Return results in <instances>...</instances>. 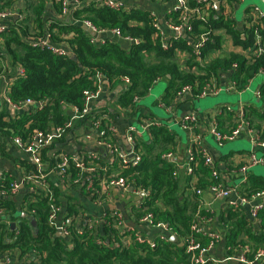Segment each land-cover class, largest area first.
Returning a JSON list of instances; mask_svg holds the SVG:
<instances>
[{"label":"trees","instance_id":"obj_1","mask_svg":"<svg viewBox=\"0 0 264 264\" xmlns=\"http://www.w3.org/2000/svg\"><path fill=\"white\" fill-rule=\"evenodd\" d=\"M191 7L198 6L196 0H188ZM86 5L73 12L75 20H89L99 28L121 29L124 35L132 36L138 42L125 48L120 43L105 40L101 44L92 43L91 35L80 23L69 21H56L50 26L42 20L43 5L34 9L37 33L34 36H43L44 30L52 33L51 41L57 42V35L53 33L57 27L60 33L74 32V37L69 39L72 55H59L52 49L40 48L29 44L26 39L32 37L26 31L25 25L14 24L5 34V50L0 51V74L3 72L2 60L9 61L10 68L23 69V74L13 80L7 92V96L13 102L31 98L42 102L40 108H34L21 115L5 119V112H0V135L2 137L21 136L27 140L32 137L35 130L48 131L54 126L61 125L69 119L65 106H83V92L86 89L96 90L98 74L109 79L110 83L128 77L130 84L128 89L119 96L118 108L122 111L134 108L137 105L135 97L143 98L157 80H164L166 88L161 100L171 103L177 91L182 86L198 82L202 88L210 79L211 73L219 74L220 70H228L232 64H238L234 73V79L243 88L251 79L260 75V69H264V56L250 61L244 53H229L223 57H214L202 67L204 75L187 72L175 58L176 48L185 45L183 41H177L169 50L161 47L156 30L151 26L149 12L139 7L129 9H113L110 7H98L95 1L86 0ZM59 10L60 6L58 5ZM28 21V20H27ZM27 25V24H26ZM194 33L200 34L206 31L225 28L235 44L244 48L252 44V32L247 29L245 37L238 30L235 21L229 17L215 14L207 20H193ZM28 26V25H27ZM222 46L220 37L214 36L203 49L205 58ZM16 75V71H14ZM264 75V74H263ZM260 106L251 105L247 114L250 126L262 130L264 124V81L260 87ZM106 109V113L115 117V110ZM93 114L88 117L92 120ZM145 117L158 118L162 124L151 126L148 130V138L140 136L138 146L142 150V160L137 167L124 170L123 175L134 180L136 186L150 190V195L143 198L140 208L133 207L137 218L145 214H152V222L168 224L170 231L177 236V241L171 239H156L155 247L148 244L123 245L122 238L130 235L118 234L111 225L89 229L83 228L81 234L72 228L70 238L58 235L48 219L49 197L44 190L36 189L31 199L26 204L27 217L21 218L18 228L1 221L0 215V252L18 250L20 257L26 259L31 254L35 255L38 264H191L190 256L186 252V237L190 232V226L195 212L199 207L198 195L192 191L191 176L175 174L178 171L177 152L182 145L181 136L173 130L169 123L159 118L154 113H148ZM173 119V118H171ZM174 120V119H173ZM108 120L103 123H108ZM84 120L79 122L82 125ZM109 135L112 138V133ZM50 146V145H49ZM47 146L43 155L46 156ZM175 152V159H165L164 153ZM197 165L195 172L199 176L195 185L196 189H205L211 183V169L204 165L202 155L195 151ZM30 170L36 167L28 164ZM117 166H115V169ZM110 169L102 175L111 174ZM73 175L76 170L71 169ZM247 184L241 186L242 193H251L258 189H264V176L250 173ZM13 178L0 181V188L9 187ZM188 190V191H187ZM57 203H60L59 193L54 189ZM187 191V193H186ZM10 196V194L8 193ZM10 197L0 196V209L4 214L12 215L15 205ZM73 207L67 209L68 215H77L78 211ZM203 213H206L204 210ZM264 212L261 211L260 231L253 230L252 221L246 214L236 207L227 209L222 216L225 225L226 248L229 255L243 253L247 259H252L260 251H264ZM112 220V217H110ZM180 239L184 244L180 245ZM207 244L206 238L201 240ZM120 243V247L114 244ZM207 264H213L209 262ZM231 264V263H222ZM264 264V262H263Z\"/></svg>","mask_w":264,"mask_h":264},{"label":"built area","instance_id":"obj_2","mask_svg":"<svg viewBox=\"0 0 264 264\" xmlns=\"http://www.w3.org/2000/svg\"><path fill=\"white\" fill-rule=\"evenodd\" d=\"M60 5L61 19H70L75 23L83 24L98 34H112L117 38L123 39L129 43L134 44L138 42L132 36L124 35L120 28H99L89 20H75L73 14L77 9H81L87 3L86 0H55ZM98 7H110L113 9H129V7L119 0H93ZM161 3H171L162 16L155 11L149 10V18L151 26L156 30L159 37L161 47L164 50H169L172 45L177 41H183L185 45L178 47L175 50V56L182 57L185 64L189 63L187 72L194 74L204 75L205 72L201 69L207 65L212 59L204 58L202 55L203 49L210 41H213L214 29L206 31L200 34L194 33V27L192 25L193 20H207L211 15H221L232 18V3L241 4L245 0H196L198 6L191 7L188 0H154ZM264 4V0H261ZM216 3H219L218 9H216ZM4 0H0V34L6 31L5 25H2V21L14 16L12 10L3 7ZM245 27L252 32V44L249 47H243L244 56L250 61H254L264 56V10L259 6L251 5L248 7L245 15ZM246 29V32H247ZM242 36L245 37V31H241ZM52 33L47 28L44 30L43 36H32L27 42L33 46L45 48L48 47L52 51L59 55H72L71 49H65L61 46L54 44L51 41ZM107 38L99 39L95 36L90 37L92 43H103ZM110 40V39H109ZM192 65V66H191ZM191 66V67H190ZM238 64L234 62L232 67L227 71L231 75L230 81L221 85L219 83L218 75L211 73L209 81L202 87H199L198 82L194 84H187L182 86L177 91L174 100L171 103H165L160 101V106L165 108L168 112L172 113V118L177 116V104L180 105L181 101L185 98L200 99L208 96H217L222 91L233 92L241 94L246 88L250 87V84L254 81L251 79L245 87H241L234 79V73L237 70ZM16 76L23 74V69L17 67ZM222 71V70H220ZM219 71V73H220ZM260 75L264 74V69H260ZM98 83L96 90L86 89L83 92V106L82 108L73 105L70 106L72 116L69 117L65 123L54 126L51 130L42 131L35 130L31 138L25 140L21 136H13L11 140L13 143L23 152L29 153L32 158V163L35 165V170H30L25 174L20 181L13 179L9 184V187L0 188L1 197H10L13 193L17 192L19 188L27 184L34 192L36 189L44 190L49 197V214L48 219L52 227L56 229L58 233L63 234L67 238H70L72 228L75 227L77 233L81 234L83 228L87 226L89 229L96 227L113 226L119 231L123 224L124 218L121 212L113 211L104 213L101 218H90L84 220V217H78L76 215L64 214L62 211L61 203H57L56 195L53 187L48 183V174L43 159V150L57 141L65 139L70 136L71 139L76 140L82 144H92L93 146L103 147L106 149L107 157L101 156L98 152L90 154H80L79 156L69 155L66 152H57L54 156V162L51 170L58 171L62 176L69 178L72 183L86 184V187L90 191V195L94 198L97 204L103 203L104 193L112 186L120 187L124 190H130L133 188V192L136 194L145 196L150 195V190H147L139 185L134 184V180H130L129 176L123 175L124 170H129L137 167L142 160V150L138 146V138L148 133L151 126H160L162 122L156 118L145 117L140 120L143 130H139L135 124H131L126 128L125 138L129 145L128 150L121 149L119 145L114 141V135L117 133V129L114 125V119L108 116L106 109L95 110L93 104L98 98L102 89V79L104 76L98 74ZM125 82L130 84L128 77L123 78ZM157 82V81H156ZM155 82V83H156ZM12 84V83H11ZM9 84L5 88L6 102L8 106L14 111H21L25 108H40L42 102H37L34 99L28 98L23 101L13 102L7 96V92L10 88ZM260 87L255 91L257 101H260L261 93ZM141 99V98H140ZM135 100H139L135 97ZM251 105L239 103L235 109L230 104H224L216 110L209 113L210 127L208 134L212 136L215 143L219 146H224L226 143L237 140L243 132H245L255 148L264 150V127L262 130L250 126L247 118V114ZM69 107V106H68ZM132 109V108H129ZM230 114L233 120V125L226 130L220 128L218 117L222 114ZM93 114L92 120L88 117ZM89 123L87 127V133L78 135L75 132L76 125L83 121ZM108 120V123L103 121ZM199 115L196 112H191L182 117L179 121L181 127L187 132V141L184 144L185 155L184 162L181 163L180 168L188 176H191V184L194 186V191L198 196H201L204 191L210 192L215 198L225 201L229 208L239 206L240 204L250 206L251 219L256 220L260 212L264 210V189H258L251 193H242L239 185L227 186L224 184V179L221 176L220 169L215 162L214 156L207 150L205 146L206 136L199 132ZM79 125V124H78ZM112 133V138L109 133ZM182 146V145H181ZM195 151L202 155L204 165L211 169V183L207 185L205 189H196V172L194 164L197 165V159ZM165 159H175V152H167L162 155ZM243 167L242 172L250 169L251 167L262 164L264 165V154L258 156L256 151H252L247 155L240 157ZM115 166L117 168L115 169ZM76 170L75 175L71 172V169ZM110 169L111 174L108 176L102 175L100 171L104 173ZM175 174H179V169ZM11 178L5 173L0 172V181H5L6 178ZM242 184H247V178H243ZM242 186V185H241ZM10 194V196L8 195ZM143 200L135 206L140 208ZM203 201L200 199L199 207L195 212L194 218L190 226V232L186 237V252L190 256L191 264H207L212 262L213 264L231 263V264H263L264 251H260L254 255L252 259H247L243 253H237L233 255H226L223 258H217L211 254L214 246L220 242L225 235V231L222 233L217 229L207 227V223L212 219L208 213H203L202 209ZM209 206V204H208ZM63 212V213H62ZM3 209H0V215L3 214ZM112 217V220L110 219ZM153 216L148 213L138 218L140 222H149L157 229L160 230V234L150 238L139 231L134 229H126L123 233L130 231L131 234L122 238L123 245L131 247L132 245L148 244L151 247H155L156 239H170L174 235L168 224L152 222ZM165 233H162V232ZM119 234V233H118ZM122 234V235H123ZM120 235V234H119ZM176 236V235H175ZM177 237V236H176ZM208 240L207 244L203 245L202 239ZM116 247H120V243L114 244ZM13 251V250H12ZM27 264H38L35 256H27ZM13 254L11 250L5 253L0 252V264H9L13 261Z\"/></svg>","mask_w":264,"mask_h":264},{"label":"crops","instance_id":"obj_3","mask_svg":"<svg viewBox=\"0 0 264 264\" xmlns=\"http://www.w3.org/2000/svg\"><path fill=\"white\" fill-rule=\"evenodd\" d=\"M119 1L124 2L128 7L135 6L143 10L155 11L160 16L164 14L165 9L171 4V3H161L154 0H119ZM241 4L232 3L233 15L231 19L235 21L239 31L246 32L247 28L245 27L244 19H245L246 11L249 6L244 10L243 17L241 19H238L237 11L240 9ZM38 5H43L42 20L47 26L48 25L50 26L52 23H55L58 20L59 21L70 20V19L69 20L61 19V15H60L61 11L58 8L59 4L55 0H4L3 7L12 10L14 16L3 20L1 23L2 25H5L6 31L0 34V51L5 50V44H4L5 34L14 24L25 25L26 31L29 32V34L31 35L37 33L38 26L37 23L34 21L36 18L34 15V9ZM72 16L73 14H70V17ZM53 33L54 35L56 34L58 38L57 42H53L54 44H57L65 49H71L68 42L70 38L74 37V32L60 33L57 27H55ZM214 34L215 36L220 37L222 46L219 50L212 52L211 55H207L206 58H208V60L214 57H223L226 54L232 52L239 54L243 53V47L241 45L235 44L233 37L230 34H228L225 28L216 29L214 31ZM107 39L120 43L125 48H128L131 45V43L123 39H121L123 42L116 41L112 36L107 37ZM175 58L184 70L189 69L188 68L189 63L185 64L184 61H181L183 60L182 57L175 56ZM2 68H3V72L0 74V112H5L6 114L5 119L9 120L11 117L14 118L15 116L21 115L23 113H19V112L14 113L6 102L5 88H7V86L13 82L16 75L14 74L15 70L13 68H10L9 61L5 57L2 60ZM218 79L221 85H225L230 81L231 75L227 71L222 70L218 75ZM158 81L159 80H157V82ZM101 83H102V89L98 98L95 100L93 104V109L101 110L108 108L110 110H115L116 108H118L119 96L128 89L129 84L125 82L124 79L122 78L114 81V83H110L107 77H104ZM145 97L139 99L137 105L132 109L127 108V109H123L122 111L118 109L115 110V117L114 118L112 117L115 121L114 125L117 129V133L114 135V141L119 145L121 149L128 150L129 148L127 139L125 138L126 128L129 125L134 124L135 120L140 121L145 118L146 114L151 113V110L149 108L141 105L142 100ZM241 102L247 105L253 104L251 102L245 103L241 100L238 102V104ZM33 109L34 108H31L30 110ZM65 110L69 116H72L73 113L71 111L70 106L69 107L65 106ZM176 110H177V116L176 118H174V120H176L177 122H179L177 118L181 114H183L184 116L191 112L198 113L200 119L199 132L201 130L202 134L206 136L205 146L207 150L214 156L215 162L217 163L220 169L221 176L224 179L225 185L227 186L239 185L240 187L242 185L243 187L246 184H242L241 181L243 178H248V175L250 173L264 176V173L263 174L262 172L259 173L257 170L249 171L248 169L245 172L241 171L243 164L242 161L240 160V157H242L243 155H247L252 151H257V150H261L262 151L261 154H264V150L252 146L245 132H243L240 137L244 136L247 139V141L250 142L251 147L249 149L240 148L237 150H230L228 153H224L223 151L220 150V148L216 147L214 142L215 140L210 138L212 136L208 134V129L211 124L209 113L212 112L213 110H216V108H211L206 110H203L200 107L196 108L194 104V100L185 98L184 100L181 101L180 105L177 104ZM139 111L141 112L139 113ZM179 111L181 112V114L179 113ZM156 119L159 120L158 118ZM218 122L222 130H226L227 128H229V126L231 127L233 125V120L231 115L226 113L218 117ZM87 127H89V123H85L80 126H78L77 124L75 128V132L78 135H81L83 133L85 134L87 133L88 130ZM11 137L13 136L8 135L6 137H2V135H0V172H3L7 176H11L13 179L20 181L25 174L30 172L28 164L30 165L32 164V158L29 153L21 151L13 143ZM182 142H183L182 146H180L179 151L177 152V158H179L177 164L179 167V174L181 178L184 177L183 175H185L183 171L181 172L180 166L181 163L184 162V155H185L184 144L186 143V141L182 139ZM57 152H66L69 155H75V156H79L80 154L84 155L93 152H98L104 158L107 157L108 153L106 149L103 147H97V146H93L92 144H86V143L80 144L76 140L71 139L70 136H67L65 139L61 141H57L56 143L49 146L48 150L46 151V156L43 155L44 165L46 170L49 172L48 183L53 187V189H56L60 194L59 200L64 214L67 212V209L69 207H73L74 208L73 210L78 211L76 216L78 215H79L78 217L83 216L84 220H86L90 218H101V216L106 212L118 211L122 213L124 218V224L122 228L118 231L120 235L123 234L126 231V229L129 228L137 230L141 234L150 238H153L158 234H160L161 229L155 228L149 222H140V220H138L137 216H135L134 214L133 207H135L139 203V201L143 200L142 195L136 194L135 192L130 191L129 189L124 190L120 187L112 186L104 193L105 195H103V203L97 204L94 201L92 195H90V191L86 187L85 182L81 184L72 183L69 178L62 176L58 171L51 170V167L54 162L53 156ZM198 177L199 176L196 174V183L198 181ZM237 180L239 181L236 184H232ZM192 189H193L192 191H194V186H192ZM32 193L33 191L31 187L27 184L22 185L17 192L13 193L11 199L13 200L15 205V212L12 215L4 214V213L1 214L2 215L1 221L8 223L9 225H11V223H15L16 224L15 228H18L21 218L27 217L29 213L26 210L27 209L26 204L29 201V199H31ZM200 199L203 201V204L201 205L202 209H205L206 213H208V215L212 219L210 222L207 223V227L217 229L218 231H221L223 233L225 231V225L224 222L222 221V216L226 213L227 209H229L225 201L222 199L215 198L208 191H204V193L201 196H198L199 204H200ZM236 209H240L246 214L247 218L250 221H252L253 230L256 231V233H258V231H260L261 229L260 227L261 219L259 217H257L256 220L251 219L250 206L248 205L243 206L240 204L239 206H236ZM162 233L165 232L163 231ZM58 235H60V233H58ZM225 236L226 235H224V238L220 242H218L211 251V254L219 259L228 255ZM179 242L180 245L184 244V240L182 239H180ZM11 253L13 254L14 260L11 261V263L9 264H27L28 259L21 258L18 250H13V251L11 250ZM32 255L35 256L34 254Z\"/></svg>","mask_w":264,"mask_h":264},{"label":"rangeland","instance_id":"obj_4","mask_svg":"<svg viewBox=\"0 0 264 264\" xmlns=\"http://www.w3.org/2000/svg\"><path fill=\"white\" fill-rule=\"evenodd\" d=\"M250 5H256L259 6V8L264 10V4L261 0H245L241 6L240 9L237 11V17L238 19H241L244 14V10L250 6ZM264 81V75H258L254 81L250 84L249 88H246L241 94L239 93H233V92H227L222 91L217 96H208L206 98H200V99H194V104L196 108L200 107L203 110L211 109V108H218L222 106L223 104H230L233 106V108L238 107V102L241 100L243 102H251L257 106H260V102L257 101V98L255 96V91L257 88L263 83ZM166 88V83L164 80H159L157 83L153 84L152 90L146 94V97L142 100L141 105L146 106L151 110L152 113L157 115L160 118H163L165 121L169 123L171 128L175 130L184 141H187V132L181 127L180 123L176 120L171 119L172 113L168 112L165 108L160 106L161 97L164 93V90ZM141 111H139L140 113ZM181 114V112L179 111ZM135 126L141 131L143 130L141 122L135 120L134 121ZM145 139L148 138V134L145 133L143 136ZM212 138V137H210ZM213 139V138H212ZM211 139V140H212ZM213 141V140H212ZM215 142V141H214ZM217 148H220L221 151L224 153H228L230 150H237L240 148L249 149L251 147V144L247 139L242 136L239 137L235 141H231L226 143L224 146H219L217 143H215ZM261 150H257L256 153L260 157L263 154H261ZM257 170L259 173H264V165L258 164L249 169V171ZM239 180L232 184H236Z\"/></svg>","mask_w":264,"mask_h":264},{"label":"water","instance_id":"obj_5","mask_svg":"<svg viewBox=\"0 0 264 264\" xmlns=\"http://www.w3.org/2000/svg\"><path fill=\"white\" fill-rule=\"evenodd\" d=\"M218 7H219V3H216V9H218ZM81 25L83 26V28H84V29H85V30H86L91 36H95V37L98 38V39L107 38V37L112 36V37H114V39H115L116 41L123 42L121 39H118L117 37H115V36L112 35V34H108V35H105V34H98V33H96L95 31H93L92 29H90L89 27H87V26H85V25H83V24H81ZM27 111H29V108H25V109H23V110H21V111H14V110H13L14 113H15V112L24 113V112H27ZM182 117H183V114L179 115L178 118H177L178 121H181ZM132 190H133V188L130 189V191H132ZM15 226H16L15 223H11V227H12L13 229H15ZM60 236H62V237H64V238L67 239V237L64 236V235L61 234V233H60ZM170 239H171L172 241H177V237H176L175 235H172Z\"/></svg>","mask_w":264,"mask_h":264}]
</instances>
